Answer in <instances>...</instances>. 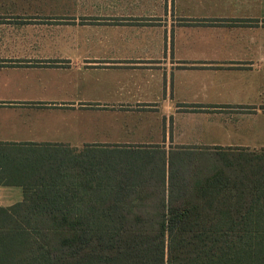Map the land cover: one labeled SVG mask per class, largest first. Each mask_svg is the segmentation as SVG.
I'll use <instances>...</instances> for the list:
<instances>
[{"label":"crops","instance_id":"obj_1","mask_svg":"<svg viewBox=\"0 0 264 264\" xmlns=\"http://www.w3.org/2000/svg\"><path fill=\"white\" fill-rule=\"evenodd\" d=\"M135 110L162 116L154 145L169 150H264V0H0V121L21 119L0 144H59L45 113ZM17 173L0 174L2 208L30 176H56ZM233 181L224 207H246Z\"/></svg>","mask_w":264,"mask_h":264},{"label":"trees","instance_id":"obj_2","mask_svg":"<svg viewBox=\"0 0 264 264\" xmlns=\"http://www.w3.org/2000/svg\"><path fill=\"white\" fill-rule=\"evenodd\" d=\"M29 146L0 144L4 183L14 185L22 170L56 176H30L22 201L0 207V264H264V150L229 149L239 153L231 158L208 149L222 165L201 171L170 159L166 179L100 171L88 161L52 168L15 158L17 149L39 147ZM233 180L246 207H224Z\"/></svg>","mask_w":264,"mask_h":264},{"label":"rangeland","instance_id":"obj_3","mask_svg":"<svg viewBox=\"0 0 264 264\" xmlns=\"http://www.w3.org/2000/svg\"><path fill=\"white\" fill-rule=\"evenodd\" d=\"M151 112L135 110L120 113L103 111L74 114L45 113L42 115L41 121L47 122L48 126L57 128H47L46 130L42 128L41 130L47 132L49 129L52 131L51 134L55 132L54 136L58 138L59 144H45L35 149H17L15 158L36 161L40 165L50 163L54 166L52 168H61V163L69 160L83 163L88 161L100 171H137L141 174L165 176L166 179L174 170L170 166V161H172L170 159L179 160L181 162L180 170L184 171H201L212 165H222L219 153H213L215 152L213 150L207 151L208 148L188 146L174 148L172 145L173 147H170L171 150H169L167 144L165 147L162 146L163 144L154 145L158 143V135H162L161 128L159 129L158 124L154 122L161 120L162 116ZM6 115L9 117L0 121V132L3 134L11 132L16 123L21 120L15 117L16 113L14 112H8ZM198 118L204 119V117ZM122 120L134 121L139 124L134 122L133 125L128 122L123 124ZM197 122H193V125L198 124ZM129 124L131 126L127 128ZM159 125L161 127V122ZM166 133L170 134L171 132L167 129ZM124 140H128L129 143L153 141V145H132L119 148L112 145ZM181 143L192 145L191 140L189 142L187 139ZM225 151L230 152L229 150ZM232 152H230L231 158L239 154L238 151Z\"/></svg>","mask_w":264,"mask_h":264}]
</instances>
